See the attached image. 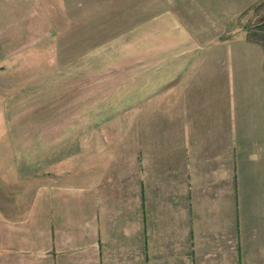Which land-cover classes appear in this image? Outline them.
<instances>
[{
  "label": "crops",
  "instance_id": "obj_1",
  "mask_svg": "<svg viewBox=\"0 0 264 264\" xmlns=\"http://www.w3.org/2000/svg\"><path fill=\"white\" fill-rule=\"evenodd\" d=\"M259 3L244 2L239 14L245 17L224 24L219 37L199 38L179 22L171 25L176 37L154 54L162 74L154 73L153 88L139 83L141 95L154 96L155 116L166 110L170 116L155 117L138 131L134 168L123 181L133 193L131 203L124 200L128 213H111L109 200L121 206L119 184L104 181L99 165L91 166L89 182L77 175L70 165L82 154L77 141L52 157L42 150L35 158L28 136L13 133L12 113L0 99V264H177L183 227L186 264H264ZM37 10L33 0H0V77L18 73V47L24 45L18 30L28 29ZM219 239L233 240L234 247L218 248ZM196 246H202L200 255ZM211 249L218 256L203 258Z\"/></svg>",
  "mask_w": 264,
  "mask_h": 264
},
{
  "label": "rangeland",
  "instance_id": "obj_2",
  "mask_svg": "<svg viewBox=\"0 0 264 264\" xmlns=\"http://www.w3.org/2000/svg\"><path fill=\"white\" fill-rule=\"evenodd\" d=\"M33 1L39 14L28 17L24 25L28 29L18 30V43L24 44L18 47L22 48L18 73L14 78L0 77L1 104L12 113L13 133L19 139L28 136L27 147L35 158L42 150L52 157L77 141L82 154L70 164L77 175L89 182L91 166L99 165L98 175L104 181L109 177L108 184H119L116 197L121 206H112L109 200L111 213H128L133 193L123 181L129 180L134 168L130 163L138 131L144 124L149 128L155 117L168 121L170 116L168 110L155 116L154 96L140 93L141 80L153 88L154 73L163 72V63H155L159 55L154 54L176 37L171 25L177 22L199 38L219 37L224 24L245 17L239 8L250 0ZM251 17L248 22L255 18ZM263 19L257 16L258 22ZM165 102L168 107L169 100ZM140 103L145 106L139 107ZM107 151L110 154L105 155ZM69 168L61 165L63 170ZM178 222L184 224L185 216L179 214ZM185 235L184 227L179 229L177 264H186ZM219 240L218 248L234 247L233 240ZM201 247L196 246L199 255ZM217 256L213 249L203 254L205 259ZM168 258L163 254V261Z\"/></svg>",
  "mask_w": 264,
  "mask_h": 264
}]
</instances>
